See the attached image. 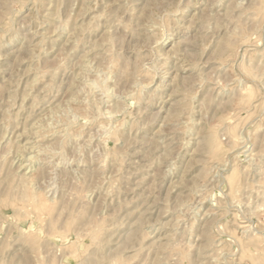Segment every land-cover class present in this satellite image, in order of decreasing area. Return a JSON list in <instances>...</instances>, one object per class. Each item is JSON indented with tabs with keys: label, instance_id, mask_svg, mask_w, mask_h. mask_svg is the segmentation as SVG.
<instances>
[{
	"label": "rangeland",
	"instance_id": "374dc122",
	"mask_svg": "<svg viewBox=\"0 0 264 264\" xmlns=\"http://www.w3.org/2000/svg\"><path fill=\"white\" fill-rule=\"evenodd\" d=\"M6 1L0 264H264V0Z\"/></svg>",
	"mask_w": 264,
	"mask_h": 264
},
{
	"label": "bare ground",
	"instance_id": "6f19581e",
	"mask_svg": "<svg viewBox=\"0 0 264 264\" xmlns=\"http://www.w3.org/2000/svg\"><path fill=\"white\" fill-rule=\"evenodd\" d=\"M7 1H8V0H7ZM7 1H6V2H7ZM24 1H25V0H24ZM205 1H206V0H205ZM217 3H218V2H217ZM226 3H227V2H226ZM142 4H143V3H142ZM145 7H146V6H145ZM3 8H4V7H3ZM86 8H87V6H86ZM84 9H85V8H84ZM4 10H5V9H4ZM51 10H52V9H51ZM87 10H88V9H87ZM227 10H228V9H227ZM129 11H130V10H129ZM131 11H132V10H131ZM47 12H48V11H47ZM84 12H85V11H84ZM3 13H4V12H3ZM36 13H37V12H36ZM130 13H131V12H130ZM1 14H2V13H1ZM4 14H5V13H4ZM52 15H53V14H52ZM172 15H173V14H172ZM2 16H3V14H2ZM36 16H37V15H36ZM42 16H43V15H42ZM47 19H48V18H47ZM56 19H57V18H56ZM156 19H157V18H156ZM58 20H59V19H58ZM59 21H60V20H59ZM79 21H80V20H79ZM98 21H99V20H98ZM55 22H56V21H55ZM61 22H62V21H61ZM215 22H216V21H215ZM217 23H218V22H217ZM45 24H46V23H45ZM59 24H60V23H59ZM79 24H80V23H79ZM201 24H202V23H201ZM218 24H219V23H218ZM47 25H48V24H47ZM56 25H57V24H56ZM60 25H61V24H60ZM62 25H63V24H62ZM64 25H65V24H64ZM64 25H63V26H64ZM53 26H54V25H53ZM63 26H62V27H63ZM201 26H202V25H201ZM139 27H140V26H139ZM155 27H156V26H155ZM64 28H65V26H64ZM46 29H47V28H46ZM46 29H45V30H46ZM54 29H55V27H54ZM60 29H61V28H60ZM55 30H56V29H55ZM63 30H64V29H63ZM65 30H66V29H65ZM74 30H75V29H74ZM79 30H80V29H79ZM145 30H146V29H145ZM69 31H70V30H69ZM140 31H141V30H140ZM54 32H55V31H54ZM79 32H80V31H79ZM81 32H82V31H81ZM67 33H68V32H67ZM17 34H18V33H17ZM17 34H16V35H17ZM78 34H79V33H78ZM143 35H144V34H143ZM143 35H142V36H143ZM35 36H36V35H35ZM144 36H145V35H144ZM109 37H110V36H109ZM34 38H35V37H34ZM48 39H49V38H48ZM77 39H78V38H77ZM146 39H147V38H146ZM69 40H70V39H69ZM108 40H109V39H108ZM63 41H64V40H63ZM225 41H226V40H225ZM38 42H39V41H38ZM40 42H41V41H40ZM146 42H147V40H146ZM109 43H110V42H109ZM188 43H189V42H188ZM216 43H217V42H216ZM224 43H225V42H224ZM107 44H108V43H107ZM226 44H227V42H226ZM68 45H69V44H68ZM85 45H86V44H85ZM110 45H111V44H110ZM110 45H109V46H110ZM227 45H228V44H227ZM99 47H100V46H99ZM154 47H155V46H154ZM221 47H222V46H221ZM229 48H230V47H229ZM23 50H24V49H23ZM214 50H215V49H214ZM84 51H85V50H84ZM93 51H94V50H93ZM175 51H176V50H175ZM215 52H216V51H215ZM28 53H30V52H28ZM41 53H42V52H41ZM256 53H257V52H256ZM98 54H99V53H98ZM216 55H217V54H216ZM33 56H34V55H33ZM106 56H107V55H106ZM220 56H221V54H220ZM107 57H108V56H107ZM32 58H33V57H32ZM110 58H111V57H110ZM260 58H261V57H260ZM108 60H109V59H108ZM111 62H112V61H111ZM224 62H225V61H224ZM84 64H85V63H84ZM108 64H109V63H108ZM111 65H112V63H111ZM122 65H123V64H122ZM159 65H160V64H159ZM233 65H234V64H233ZM82 66H83V65H82ZM109 66H110V65H109ZM119 67H120V66H119ZM122 67H123V66H122ZM222 67H223V66H222ZM86 68H87V67H86ZM86 68H85V69H86ZM109 68H110V67H109ZM82 71H83V70H82ZM82 71H81V72H82ZM163 71H164V70H163ZM218 71H219V69H218ZM199 72H200V71H199ZM263 72H264V70H263ZM84 73H85V72H84ZM118 73H121V72H118ZM136 74H137V73H136ZM262 74H263V73H262ZM116 75H117V74H116ZM117 76H118V75H117ZM125 76H126V75H125ZM125 76H124V77H125ZM160 76H161V75H160ZM260 76H261V75H260ZM55 77H56V76H55ZM131 77H132V76H131ZM263 77H264V76H263ZM33 79H35V76H34ZM261 79H262V78L260 77V80H261ZM204 80H205V79H204ZM92 81H93V80H92ZM132 81H135V80H132ZM32 82H33V81H32ZM130 83H131V82H130ZM29 84H30V83H29ZM32 84H33V83H32ZM131 84H132V83H131ZM173 84H174V83H173ZM201 84H202V83H201ZM30 85H31V84H30ZM102 85H103V84H102ZM103 86H104V85H103ZM129 86H130V84H129ZM162 86H163V85H162ZM170 86H171V85H170ZM70 87H71V86H70ZM159 87H160V86H159ZM196 87H197V86H196ZM45 88H46V87H45ZM176 88H177V87H176ZM209 88H210V87H209ZM218 88H219V87H218ZM242 88H243V87H242ZM242 88H241V89H242ZM207 89H208V88H207ZM127 90H129V89H127ZM201 90H202V89H201ZM30 91H32V90L30 89ZM189 91H190V90H189ZM216 92H217V91H216ZM236 93H237V92H236ZM150 94H151V93H150ZM215 95H216V94H215ZM69 96H71V94H70ZM220 96H221V95H220ZM71 97H72V96H71ZM71 97H70V98H71ZM70 98H69V99H70ZM75 99H76V98H75ZM24 100H25V99H24ZM69 101H70V100H69ZM74 101H75V100H74ZM45 103H46V102H45ZM65 103H66V101H65ZM81 103H82V102H81ZM117 108H119V107H117ZM176 108H177V107H176ZM176 108H175V109H176ZM2 109H3V108H2ZM83 110H84V109H83ZM86 110H87V109H86ZM79 111H80V110H79ZM79 111H78V112H79ZM6 112H7V111H6ZM176 113H177V112H176ZM28 114H29V112H28ZM171 114H172V113H171ZM175 115H176V114H175ZM51 116H52V115H51ZM170 116H171V115H170ZM172 116H173V115H172ZM44 118H45V117H44ZM50 118H51V117H50ZM52 118H53V117H52ZM164 119H165V118H164ZM66 120H67V119H66ZM51 121H52V120H51ZM53 121H54V120H53ZM53 121H52V123H53ZM55 121H56V120H55ZM57 121H58V120H57ZM59 121H60V120H59ZM67 121H68V120H67ZM71 121H72V120H71ZM73 121H74V120H73ZM46 122H47V121H46ZM64 122H65V121H64ZM47 123H48V122H47ZM52 123H51V124H52ZM57 123H58V122H57ZM71 123H72V122H71ZM62 124H63V123H62ZM108 124H109V123H108ZM48 125H49V124H48ZM48 125H47V126H48ZM103 125H104V124H103ZM38 126H39V125H38ZM50 126H51V125H50ZM169 126H170V125H169ZM52 127H53V126H52ZM60 127H61V126H60ZM83 127H84V126H83ZM83 127H82V128H83ZM48 128H49V127H48ZM61 128H62V127H61ZM64 128H65V127H64ZM33 130H34V129H33ZM38 130H39V129H38ZM24 131H25V129H24ZM40 131H41V130H40ZM56 131H57V130H56ZM62 131H63V130H62ZM79 131H80V130H79ZM81 131H82V130H81ZM31 132H32V131H31ZM109 132H110V131H109ZM36 133H37V132H36ZM106 133H107V132H106ZM114 133H115V132H114ZM38 134H39V133H38ZM49 135H50V134H49ZM59 135H60V134H59ZM3 136H4V135H3ZM27 136H28V135H27ZM30 136H31V135H30ZM50 136H51V135H50ZM64 136H65V134H64ZM67 136H68V135H67ZM35 137H36V136H35ZM45 137H46V136H45ZM58 137H59V136H58ZM2 138H3V137H2ZM2 138H1V140H2ZM37 138H38V137H37ZM39 138H40V137H39ZM63 138H64V137H63ZM50 139H51V138H50ZM206 139H207V144H208V146L211 147V146H212V133H211V131H208V132H207V137H206ZM73 140H74V139H73ZM242 140H243V139H242ZM37 141H38V140H37ZM67 141H68V140H67ZM239 141H240V140H239ZM29 142H30V141H29ZM31 142H33V141H31ZM61 142H62V141H61ZM27 143H28V142H27ZM30 144H31V143H30ZM43 144H44V143H43ZM32 145H33V143H32ZM204 145H205V144H204ZM34 146H35V145H34ZM34 146H32V149H33ZM39 146H41V144H39ZM52 146H53V145H52ZM162 146H163V145H162ZM44 147H45V146H44ZM47 147H49V146H47ZM212 147H213V146H212ZM214 147H215V146H214ZM214 147H213V148H214ZM30 148H31V147H30ZM52 148H53V147H52ZM52 148H51V149H52ZM56 148H57V147H56ZM162 148H163V147H162ZM36 149H37V148H36ZM201 149H202V148H201ZM18 150H19V147H18ZM23 150H25V149H23ZM33 150H34V149H33ZM146 150H147V148H146ZM146 150H145V151H146ZM209 150H211V149H209ZM30 151H31V150H30ZM40 151H41V149H40ZM43 151H44V150H43ZM52 151H53V149H52ZM212 151H213V150H212ZM44 152H45V151H44ZM50 152H51V151H50ZM259 152H260V151H259ZM35 153H36V152H35ZM39 153H40V152H39ZM51 153H52V152H51ZM51 153H50V154H51ZM207 153H208V152H207ZM251 153H252V152H251ZM260 153H261V152H260ZM260 153H259V154H260ZM41 154H42V153H41ZM48 154H49V153H48ZM208 154H209V153H208ZM261 154H262V153H261ZM26 155H27V154H26ZM213 155H214V153H213ZM255 155H256V154H255ZM157 156H158V155H157ZM220 156H221V155H220ZM220 156H219V157H220ZM247 156H248V155H247ZM213 157H214V156H213ZM258 157H259V156H258ZM20 158H21V156H20ZM25 158H26V156H25ZM249 158H250V157H249ZM255 158H257V157H255ZM260 158H261V157H260ZM27 159H28V156H27ZM36 160H37V159H36ZM38 160H39V159H38ZM45 162H46V161H45ZM103 162H104V161H103ZM43 163H44V162H43ZM43 163H42V164H43ZM40 164H41V163H40ZM254 165H255V163H254ZM256 166H257V165H256ZM18 167H19V166H18ZM217 167H218V166H217ZM220 167H221V166H220ZM29 168H30V167H29ZM29 168H28V169H29ZM259 169H260V168H259ZM259 169H258V171H259ZM17 170H18V169H17ZM19 170H21V169H19ZM258 171H257V172H258ZM17 172H18V171H17ZM24 172H25V171H24ZM258 173H259V172H258ZM19 174H20V173H19ZM259 174H260V173H259ZM256 175H257V174H256ZM261 175H262V174H261ZM258 176H259V175H258ZM261 177H262V176H261ZM18 178H19V177H18ZM259 178H260V177H259ZM260 180H261V179H260ZM27 182H29V181H27ZM30 182H31V181H30ZM30 182H29V183H30ZM34 182H35V181H34ZM245 183H246V182H245ZM24 184H25V183H24ZM235 184H236V183H235ZM21 185H22V184H21ZM25 185H26V184H25ZM30 185H31V183H30ZM237 186H238V185H237ZM22 187H23V186H22ZM22 187H21V188H22ZM25 187H26V186H24V188H25ZM27 187H29V186H27ZM27 187H26V188H27ZM235 187H236V186H235ZM235 189L237 190V187H236ZM245 189H246V188H245ZM11 190H12V189H11ZM24 190H25V189H24ZM27 191H28V190H27ZM8 192H9V191H8ZM23 192H24V191H23ZM32 192H33V191H32ZM232 192H233V191H232ZM244 193H245V192H244ZM26 194H27V193H26ZM234 194H235V193H234ZM236 194H237V193H236ZM28 195H32V194H31L30 192H28ZM24 196H25V195H24ZM32 196H34V195H32ZM257 198H258V197H257ZM27 199H28V198L26 197V200H27ZM33 199H34V198H33ZM240 200H241V199H240ZM242 200H243V198H242ZM261 202H262V200H261ZM39 203H40V202H38V204H39ZM38 204H37V205H38ZM42 204H43V203H42ZM263 204H264V203H263ZM43 206L45 207V205H43ZM147 206H148V205H147ZM37 208H38V206H37ZM253 208H254V207H253ZM39 209H40V208H39ZM35 210H36V209H35ZM252 210H253V209H252ZM36 211H37V210H36ZM139 212H140V211H139ZM141 212H142V210H141ZM141 212H140V213H141ZM138 215H139V214H138ZM148 215H149V214H148ZM146 216H147V215H146ZM147 218H148V217H147ZM138 225H139V224H138ZM159 225H160V224H159ZM152 228H153V227H152ZM27 232H28V231H27ZM133 232H134V230H133ZM144 232H145V231H144ZM247 232H248V231H247ZM22 234H23V232H22ZM142 234H143V233H142ZM170 234H171V233H170ZM247 234H248V233H247ZM126 235H127V234H126ZM148 235H149V234H148ZM148 235H147V236H148ZM22 236H23V235H22ZM249 236H250V235H249ZM164 238H165V237H164ZM28 240H29V239H28ZM153 240H154V239H153ZM169 241H170V240H169ZM166 242H167V241H166ZM159 243H161V242L159 241ZM169 243H171V242H169ZM169 243H168V244H169ZM124 244H125V243H124ZM173 247H174V246H173ZM155 248H156V247H155ZM166 248H167V247H166ZM156 249H157V248H156ZM163 250H164V249H163ZM208 251H209V250H208ZM155 257H156V256H155ZM156 263H157V262H156Z\"/></svg>",
	"mask_w": 264,
	"mask_h": 264
}]
</instances>
